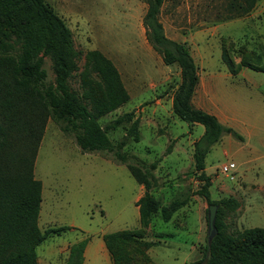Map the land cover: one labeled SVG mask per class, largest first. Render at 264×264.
<instances>
[{"label":"rangeland","instance_id":"1","mask_svg":"<svg viewBox=\"0 0 264 264\" xmlns=\"http://www.w3.org/2000/svg\"><path fill=\"white\" fill-rule=\"evenodd\" d=\"M46 1L69 28L79 54L68 79L70 88L81 96L83 79L98 80L85 63L88 50L97 49L108 57L129 99L100 115L99 123L104 126L132 111L138 119L139 140L127 137L122 151L128 160L156 163L151 191L163 205L175 198L186 201L168 222L159 212L152 217L144 240L154 244L147 253L157 264H188L199 258L207 230V203L197 192L202 182L194 169L193 143L204 127L172 112L180 71L176 64H164L146 39V0ZM234 1L164 0L158 18L168 38L188 47L206 85L203 108L216 112L223 125L240 135L223 133L205 157L210 198L226 201L219 204L221 221L228 233L236 235L244 228H264V72L239 66L242 61L264 63V0H256L244 14L231 7ZM223 49L235 73L224 61ZM42 68L45 82H52L55 74L48 56ZM84 102L91 107L89 100ZM128 126L110 129V141L115 144L125 136ZM223 165L229 174L222 172ZM33 175L42 185L38 227L41 231L64 228L37 246L36 264H67L70 246L84 239L88 240L84 264H111L101 235L139 226L135 204L139 184L126 165L103 152L81 151L73 137L48 120ZM231 201L236 205L228 204Z\"/></svg>","mask_w":264,"mask_h":264},{"label":"trees","instance_id":"2","mask_svg":"<svg viewBox=\"0 0 264 264\" xmlns=\"http://www.w3.org/2000/svg\"><path fill=\"white\" fill-rule=\"evenodd\" d=\"M164 0H146L143 15L146 39L166 65L176 64L180 83L172 95V112L181 120L203 125L204 131L193 143V162L198 189L208 204H217L216 235L207 254L204 238L202 254L188 264H264V228H244L236 235L225 230L221 221L220 203L210 198V177L205 172V157L223 133L236 138L240 135L223 125L218 118L192 104L198 84L197 68L184 42L168 38L158 18ZM256 0H236L238 14L249 12ZM53 63L52 82H45L42 68L44 57ZM79 54L72 42L71 32L63 19L46 0H0V264H36V248L53 232L64 228L38 227L41 203V181L34 178L35 156L46 122H55L59 130L74 138L83 152H103L124 163L143 194L136 201L139 226L121 229L101 236L112 264H157L147 253L153 241L144 240L152 217L159 212L168 222L174 212L186 203L185 199H171L163 205L151 191L156 180V163L128 160L122 151L127 137L139 140L138 119L133 112L120 114L102 126L98 117L126 103L129 94L113 62L97 49L88 50L85 63L98 75V80L83 79L81 96L73 91L68 79L76 69ZM224 61L235 73L225 49ZM263 64V65H262ZM261 65L242 61L247 66L264 72ZM86 72H84V75ZM84 100L91 102L88 107ZM129 124L126 135L113 144L108 131ZM228 204L236 205L235 201ZM207 208L205 221L207 226ZM87 239L69 248L67 264H82Z\"/></svg>","mask_w":264,"mask_h":264},{"label":"crops","instance_id":"3","mask_svg":"<svg viewBox=\"0 0 264 264\" xmlns=\"http://www.w3.org/2000/svg\"><path fill=\"white\" fill-rule=\"evenodd\" d=\"M198 74V73H197ZM206 98H207V90H206V85H205V82H204V80H202V78H200V76H199V74H198V84H197V86H196V89H195V91H194V94H193V96H192V104L195 106V107H197V108H200V109H203V110H205V111H207V112H210L211 113V111L210 110H208V109H204L203 108V105H205V100H206ZM171 104H172V100H171ZM212 114H214L217 118H218V120H220L219 119V117L216 115V112H212ZM139 190H140V192H139V194L137 195V197H136V201L139 199V197L143 194V192H144V188H143V186L142 185H139ZM153 190V189H152ZM184 206H186V203L184 204V205H182L178 210H180L181 208H183ZM177 210V211H178ZM40 211V210H39ZM176 211V212H177ZM175 213V212H174ZM174 215V214H173ZM173 215H172V217H173ZM172 217H171V219H172ZM170 219V220H171ZM169 220V221H170ZM103 235V234H102ZM101 235V236H102ZM102 239V238H101ZM199 239H201V236H200V238ZM87 247H88V240H87V242H86V245H85V247H84V250H83V262H82V264H84L85 263V256H86V252H87ZM105 247V246H104ZM106 249V248H105ZM149 249V248H148ZM107 251V250H106ZM147 252H148V250H147ZM107 254H108V251H107ZM149 254V253H148ZM108 256H109V258H110V255L108 254ZM110 260H111V258H110ZM111 264H112V261H111Z\"/></svg>","mask_w":264,"mask_h":264},{"label":"water","instance_id":"4","mask_svg":"<svg viewBox=\"0 0 264 264\" xmlns=\"http://www.w3.org/2000/svg\"><path fill=\"white\" fill-rule=\"evenodd\" d=\"M217 204H208L207 205V230H206V244H207V254L210 250L211 240L217 233V229L215 226V219H216V211H217Z\"/></svg>","mask_w":264,"mask_h":264},{"label":"built area","instance_id":"5","mask_svg":"<svg viewBox=\"0 0 264 264\" xmlns=\"http://www.w3.org/2000/svg\"><path fill=\"white\" fill-rule=\"evenodd\" d=\"M221 170H222V172H224L225 174H229V168H228L227 165H223V166H221ZM230 177H232V176L230 175Z\"/></svg>","mask_w":264,"mask_h":264}]
</instances>
